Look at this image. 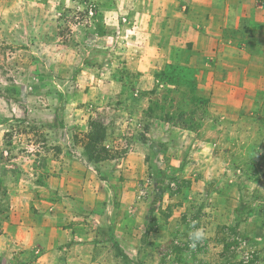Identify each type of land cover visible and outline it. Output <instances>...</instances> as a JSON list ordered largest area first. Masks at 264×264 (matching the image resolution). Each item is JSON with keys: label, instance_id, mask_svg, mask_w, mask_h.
<instances>
[{"label": "rangeland", "instance_id": "obj_1", "mask_svg": "<svg viewBox=\"0 0 264 264\" xmlns=\"http://www.w3.org/2000/svg\"><path fill=\"white\" fill-rule=\"evenodd\" d=\"M231 1L256 10L235 37L261 54L264 0ZM203 11L197 0H0V249L19 251L14 236L50 222L59 194L102 218L108 188L136 252L105 238L104 264H264V118L234 129L200 95ZM90 122L105 129L96 163L84 155Z\"/></svg>", "mask_w": 264, "mask_h": 264}, {"label": "crops", "instance_id": "obj_2", "mask_svg": "<svg viewBox=\"0 0 264 264\" xmlns=\"http://www.w3.org/2000/svg\"><path fill=\"white\" fill-rule=\"evenodd\" d=\"M220 1L219 3V0H197L204 9L202 20L206 25L207 34L210 35L208 38L200 34V37L207 39L208 50L212 53V56H209L211 61H207L208 57L205 56L207 48L204 50L203 47L198 48L195 45L197 46L194 48L195 55L200 56L196 61H200L199 67L202 68L198 72L197 87L200 95L201 92L208 93L214 112L218 114L226 112V123L235 129L239 123L258 122L264 118V50L258 54V51L250 50L251 43L247 38L243 40L237 35L235 37L236 32L252 26L249 24L250 11L253 12L252 15H256V10L245 9L238 3L232 5L230 0ZM182 20H185L184 16ZM188 24L190 22L186 23V27L192 30ZM224 29L231 34L226 36L225 33L223 40L217 32ZM263 29L264 24L257 27V30ZM255 42L259 43L258 40ZM260 44L264 48V40H260ZM197 49L202 52L198 54ZM168 62L166 59V63ZM212 122L216 127L217 124L213 120ZM118 170L120 168L112 170L111 174L118 173ZM66 171L63 168L59 173L60 177L55 178L51 193L56 195L59 188L65 189L68 186ZM90 177V172L86 170V177L82 176L78 180L80 190L89 191L90 184L95 183L94 180L91 182ZM103 185L106 183L103 182ZM106 189L109 198L103 207L102 218L79 217L76 210L79 208V198L75 199V205L69 206L60 198L62 194H59L56 199L62 204L60 202L55 204L56 211L50 215V222L43 221L34 229L18 231L12 242L19 251L14 254L12 248L4 246L0 253L14 254L15 264H104L101 257L107 250L104 247L105 238L108 240L114 238L124 253H135L136 249L130 245L132 240L130 229L120 232L122 220L117 216L120 209L110 200L111 191ZM121 206L122 209L125 208L124 205Z\"/></svg>", "mask_w": 264, "mask_h": 264}, {"label": "trees", "instance_id": "obj_3", "mask_svg": "<svg viewBox=\"0 0 264 264\" xmlns=\"http://www.w3.org/2000/svg\"><path fill=\"white\" fill-rule=\"evenodd\" d=\"M90 132L87 136V144L84 147V155L88 162H98L99 158L95 156L96 149L104 140L105 129L101 123L90 122Z\"/></svg>", "mask_w": 264, "mask_h": 264}, {"label": "clouds", "instance_id": "obj_4", "mask_svg": "<svg viewBox=\"0 0 264 264\" xmlns=\"http://www.w3.org/2000/svg\"><path fill=\"white\" fill-rule=\"evenodd\" d=\"M203 235L202 231H197L194 236H195V239H199L201 238V236ZM192 247H195V244H192L191 245Z\"/></svg>", "mask_w": 264, "mask_h": 264}]
</instances>
